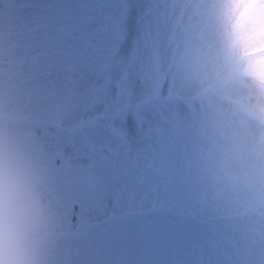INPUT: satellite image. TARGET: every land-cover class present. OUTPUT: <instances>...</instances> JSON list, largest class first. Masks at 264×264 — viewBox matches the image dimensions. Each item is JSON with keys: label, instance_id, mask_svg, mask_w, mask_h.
<instances>
[{"label": "rangeland", "instance_id": "obj_1", "mask_svg": "<svg viewBox=\"0 0 264 264\" xmlns=\"http://www.w3.org/2000/svg\"><path fill=\"white\" fill-rule=\"evenodd\" d=\"M28 1L32 5L46 4L44 0ZM50 1L58 7L53 12L59 10L60 15L67 3L75 1L73 4L79 6V13H75V31L77 25L81 34L75 33L71 44L69 40L64 45L59 44L56 55H43L42 48H35L30 64H18L19 72L15 69L9 73V66H6L7 72L0 74V78L4 76L0 81V110L28 141L41 162L50 168L49 171L58 178L62 176L48 185L57 215H64V212L75 215L74 210L100 215L104 210L109 213L125 211L131 215L144 210H155L162 215L168 211L181 212L179 216H167L171 222L176 217L173 225H166L156 232L155 235L160 233L156 236L158 240L150 247L156 256L168 255L169 260L187 262L200 255L218 261L244 260L239 258L246 257V264H264V229L259 231V238L248 237V243L238 246L233 245L220 229L226 221L218 218L227 213L225 205L229 202L236 208L248 203L262 204L264 209V168L261 167L264 163V124L228 109L221 100L203 96L204 91L190 66L202 41L196 17L199 0H106L103 5L98 3L101 0ZM86 1L88 9H82ZM181 3L187 5V11L182 12ZM50 13L48 9L44 10L41 17ZM26 15L41 29H35L37 33L32 38L17 36V39L22 38L20 46L14 43L17 40L14 36H0L1 60L18 54L17 51L29 56L34 44L60 40L61 36H47L42 30L44 24H39L42 22L40 11L34 9L13 12L11 9L3 11L0 7V31L8 25L7 17H20L19 23H26V19L23 20ZM17 25L14 22L11 27ZM28 40H31L29 47ZM57 64L62 67L72 65L73 74H69L70 69H53ZM47 70L53 75L62 74L64 79H49ZM18 73L28 77L7 80ZM151 96L166 107L146 104L142 105V112L146 115L159 113L155 119L168 118L153 120L164 122L161 128L144 127L139 131L125 123L121 127L125 142L121 143L111 121L110 133H93L92 136L91 131L105 130L103 124L107 122L104 118L99 125L92 124L94 116L124 112L123 106L128 99L136 100L131 104L136 103L138 108L141 101ZM136 112H141V108ZM200 117L221 120H189ZM201 123L206 126L201 127ZM75 124H84L86 130ZM173 132L178 138L171 140L172 148L164 149L170 153L167 166H157L156 155H163L160 153L167 143L166 138L169 139ZM230 133L236 135L235 140L241 147L239 154L210 146L215 141L220 146H228L234 140ZM84 136H92L95 142ZM87 139L90 143L85 145ZM107 139L118 150L128 148V153L125 150L122 157L118 153L110 154L101 161L94 148L90 150L89 147L93 142L97 148L109 151L112 146ZM137 144L141 145L142 151L137 149ZM136 151L140 152L141 158L135 155ZM255 158H258L257 162H253ZM55 161L63 162L61 168H54ZM71 174L75 175L74 180L70 178ZM129 179L137 181L128 184ZM157 180L162 181V187L170 193L160 190V184L158 187L148 185ZM138 184L135 191L126 194L131 190L130 186ZM140 187L141 192L138 191ZM89 194L99 199L93 200L96 197ZM153 206L159 208H149ZM183 213L187 216L180 217ZM158 214L155 217L161 221ZM95 218L63 216L57 217V221L63 231H70L94 222ZM151 219L144 216L138 218L141 221L137 223L132 218L133 221L124 227L139 232L137 238L145 240L149 236L147 223H154ZM251 219L255 221L254 216ZM234 223L238 224L237 221ZM59 229L56 227L53 234ZM105 229L106 225H103L99 230ZM132 231L123 233L127 237ZM166 239L176 244L174 248L166 246L168 254L163 244ZM249 247L255 249L249 250ZM103 253L111 254L107 247ZM243 253L246 256H242Z\"/></svg>", "mask_w": 264, "mask_h": 264}, {"label": "clouds", "instance_id": "obj_2", "mask_svg": "<svg viewBox=\"0 0 264 264\" xmlns=\"http://www.w3.org/2000/svg\"><path fill=\"white\" fill-rule=\"evenodd\" d=\"M196 17L201 89L264 124V0H199ZM56 227L44 166L0 110V264H54Z\"/></svg>", "mask_w": 264, "mask_h": 264}]
</instances>
